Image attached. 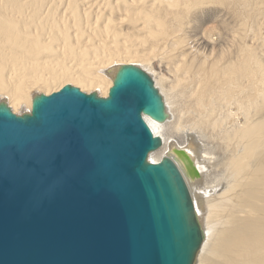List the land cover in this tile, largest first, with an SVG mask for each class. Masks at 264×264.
Returning <instances> with one entry per match:
<instances>
[{
	"label": "bare ground",
	"instance_id": "obj_1",
	"mask_svg": "<svg viewBox=\"0 0 264 264\" xmlns=\"http://www.w3.org/2000/svg\"><path fill=\"white\" fill-rule=\"evenodd\" d=\"M153 79L143 116L189 188L194 264H264V0H0V103L64 85L106 98L122 66Z\"/></svg>",
	"mask_w": 264,
	"mask_h": 264
},
{
	"label": "water",
	"instance_id": "obj_2",
	"mask_svg": "<svg viewBox=\"0 0 264 264\" xmlns=\"http://www.w3.org/2000/svg\"><path fill=\"white\" fill-rule=\"evenodd\" d=\"M165 120L143 69L106 98L71 85L16 115L0 103V264H194L203 231L176 162L145 122Z\"/></svg>",
	"mask_w": 264,
	"mask_h": 264
},
{
	"label": "rangeland",
	"instance_id": "obj_3",
	"mask_svg": "<svg viewBox=\"0 0 264 264\" xmlns=\"http://www.w3.org/2000/svg\"><path fill=\"white\" fill-rule=\"evenodd\" d=\"M67 85H69V84H67ZM64 86H66V85H64ZM71 86H72V85H71ZM62 87H63V86H62ZM62 87H61V88H62ZM74 87H75V86H74ZM61 88H60V89H61ZM76 88H77V87H76ZM60 89H59V90H60ZM59 90H58V91H59ZM58 91H56V92H58Z\"/></svg>",
	"mask_w": 264,
	"mask_h": 264
}]
</instances>
